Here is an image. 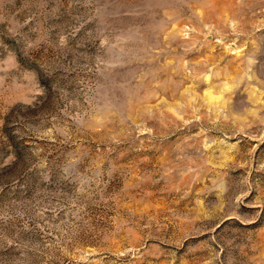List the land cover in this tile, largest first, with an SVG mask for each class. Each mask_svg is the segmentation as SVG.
Segmentation results:
<instances>
[{
  "label": "rangeland",
  "instance_id": "rangeland-1",
  "mask_svg": "<svg viewBox=\"0 0 264 264\" xmlns=\"http://www.w3.org/2000/svg\"><path fill=\"white\" fill-rule=\"evenodd\" d=\"M0 264H264V0H0Z\"/></svg>",
  "mask_w": 264,
  "mask_h": 264
}]
</instances>
